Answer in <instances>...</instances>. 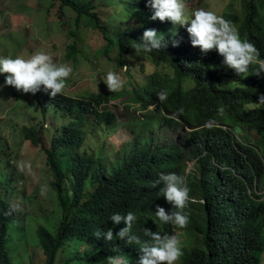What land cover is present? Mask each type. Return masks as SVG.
Here are the masks:
<instances>
[{
  "label": "trees",
  "instance_id": "16d2710c",
  "mask_svg": "<svg viewBox=\"0 0 264 264\" xmlns=\"http://www.w3.org/2000/svg\"><path fill=\"white\" fill-rule=\"evenodd\" d=\"M95 1L54 0L59 3L60 20L65 17L63 9L70 8L76 13V25L86 21L101 32L106 42L103 53H115L121 67L136 50L148 56L157 70L167 67L173 74L155 71L142 88L131 92L92 93L84 98L36 93L44 116L52 110L68 120L56 130L50 148L41 129H22L24 140L44 153L57 195L53 220L37 229L44 264H56L68 248L63 264H108L109 257L121 255L136 264L140 245L115 236L124 224L110 221L112 214L128 211L137 215L131 234L141 241L148 239L144 229L170 235L179 231L186 240L181 264H262L264 151L243 144L234 130L243 134L252 128L264 139V106L257 104L258 96L264 95V72L255 74L264 63V0H242L243 26L238 31L259 53L246 74L226 68L215 49L202 54L191 45L186 28L179 34L167 32L164 21L150 19L146 0L118 4L126 19L117 28L114 22L101 23ZM224 18L233 24L237 20L227 14ZM148 28L164 35L165 47L143 50L139 39ZM173 39L178 46L172 45ZM76 55L75 44L69 46L68 57ZM122 98L143 111L142 119L133 117L126 126L132 134L130 143L117 150L113 161L82 150L92 130L108 131L116 124L115 114L102 107ZM162 127H183L185 133L179 140L160 143L154 133ZM190 162L195 166L187 171ZM161 172L185 177L190 201L184 209L189 217L184 228L161 223L154 214L157 205L172 208L159 195L162 185L155 184ZM1 183L0 264H11L24 230L17 210L2 197ZM109 228L114 234L111 241L95 237L98 229ZM83 243L92 245L94 253L81 255Z\"/></svg>",
  "mask_w": 264,
  "mask_h": 264
},
{
  "label": "rangeland",
  "instance_id": "374dc122",
  "mask_svg": "<svg viewBox=\"0 0 264 264\" xmlns=\"http://www.w3.org/2000/svg\"><path fill=\"white\" fill-rule=\"evenodd\" d=\"M127 0H96L95 11L101 23L108 25L124 21V11L120 3ZM189 13L198 8L214 11L224 17L229 15L236 18L234 25L237 29L243 26L244 6L242 0H185ZM59 3L54 0H0V56H22L29 58L38 51L50 54L57 64H67L72 72L66 78L62 94L68 97L84 98L92 93H118L136 91L142 88L147 77L155 71H172L167 67L157 68L152 60L136 50L127 57V65L121 67L115 53H103L106 44L101 32L87 26L86 21L75 24L76 13L70 8H64L65 17L60 20ZM236 22V23H235ZM167 32L179 34L186 26L177 25L174 29L170 21L163 22ZM73 34V35H72ZM76 46V57H68V47ZM228 68L226 65H224ZM116 72L121 78V87L110 91L105 85L107 73ZM4 75H0V85ZM126 98L119 99L102 109L114 113L117 121L108 131L102 129L93 131L85 142L82 150L94 153L107 161H113L117 150L129 144L131 132L126 127L133 118H143V111L129 106ZM150 110H154L151 106ZM50 110L45 116L37 101L36 93H23L11 86L0 87V160L4 166L0 172L2 182V197L17 210L16 215L21 220L24 230L23 240L18 251H15L11 264H44L45 256L38 246L37 229L39 225L50 223L55 215L57 195L53 189V176L46 165V157L40 148L34 147L24 140L23 127L34 126L41 129L45 144L51 147V141L56 130L68 120L61 119ZM91 120V118H89ZM190 131L189 129H186ZM241 142L254 146L259 152L264 151V139L252 128H246L240 134L234 130ZM185 133L183 127L165 129L162 127L154 136L160 143H169L180 139ZM194 162L188 163V170H193ZM174 232L182 247L184 236ZM70 248L59 254L56 264H63ZM79 252L81 255L94 253L89 243H83ZM181 264V257L178 261ZM264 264V254L263 262Z\"/></svg>",
  "mask_w": 264,
  "mask_h": 264
},
{
  "label": "clouds",
  "instance_id": "9594fccd",
  "mask_svg": "<svg viewBox=\"0 0 264 264\" xmlns=\"http://www.w3.org/2000/svg\"><path fill=\"white\" fill-rule=\"evenodd\" d=\"M145 6L151 10L152 20L170 21L174 29L177 25L186 26L193 47L198 46L202 54L215 49L222 56L223 64L236 74H246L250 64L259 55L255 45L242 39L237 27L230 20L214 11L198 8L189 13L185 0H146ZM174 34L175 31L172 32V35ZM139 41L145 52L165 47L167 43L164 35H158L157 30L153 28L145 29ZM171 43L178 46L179 41L173 39ZM71 72L70 66L57 64L53 57L44 51H38L29 58L0 56V75L8 74L4 75L0 87L11 86L23 93L35 94L43 91L54 97L62 92L66 78ZM261 72H264V63L255 74ZM104 83L108 90L113 91L121 87V78L116 72L110 71ZM257 104L264 106V95L258 96ZM155 184L162 185L159 195L172 205L170 210L157 205L154 213L156 218L164 224L186 227L189 217L184 209L190 201V196L185 177L176 173L161 172ZM263 194L264 192L261 195ZM110 221L114 225L121 222L124 224L115 236L120 239L126 237L127 243L140 245L136 264H178L183 253L181 241L176 235L144 229V235L148 239L141 241L138 236L131 234L133 224L137 221V215L133 211L123 215L114 213ZM94 235L97 239L106 241H111L114 236L111 228L107 231L98 229ZM108 264H129V260L122 255L109 257Z\"/></svg>",
  "mask_w": 264,
  "mask_h": 264
}]
</instances>
